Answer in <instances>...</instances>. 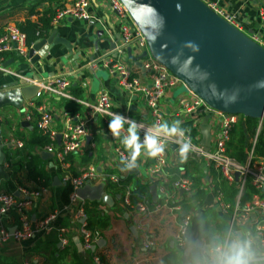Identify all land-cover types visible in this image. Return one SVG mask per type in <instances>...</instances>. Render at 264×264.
Here are the masks:
<instances>
[{"label":"crops","instance_id":"crops-1","mask_svg":"<svg viewBox=\"0 0 264 264\" xmlns=\"http://www.w3.org/2000/svg\"><path fill=\"white\" fill-rule=\"evenodd\" d=\"M72 1L2 0L0 33L7 23L17 25L26 20L36 22L47 10L56 12L59 7ZM91 3V9L95 16L102 20V25L98 21L93 24L91 21L66 18L59 23L51 24L47 36L42 37H49L56 28L54 38L64 40L68 46L61 42L52 46L43 45L37 52L40 59L35 64L30 62L29 56L24 59L14 52L3 55L0 64V89L17 86L26 81L29 85L28 96L31 98L24 101L22 109L12 106L0 109V135L5 156V172L8 174V178L0 177V194L12 193L23 197L24 189L39 194L30 198L25 197L29 201L25 207L29 218L28 236L20 239L15 237L14 233L21 227L19 213L16 210H10L4 219L0 217V228L7 229V236L4 240L0 239V264H96L94 256L104 257L105 264H163L165 260H169L167 257L171 254L176 257L177 264H216L218 249L223 247L227 252L223 264H227L230 258L240 259L244 264H264V243L256 233V223L260 220L258 210L257 208L249 212L245 210L246 204L253 201L255 196L262 197L263 191L252 192L247 189L241 201L237 194L233 201H226L227 194L224 190L226 188H223V185L230 187L231 183L223 180L220 173L204 160H197L188 155L182 156L180 149L171 147L167 153L166 167L169 177L167 183L169 201L166 203L161 196L154 199L150 188L155 186L156 189L153 179L157 175L148 174L145 170L153 159L149 149L143 147L132 164L138 171L130 173L129 167L121 165L113 152L115 147L122 146V138L110 137V129H106L110 120L104 122L100 117L89 122V135L84 147L80 152L69 155L68 163L65 165H61L52 153L44 150V146L33 142L36 134L42 135L38 128L40 105L52 110L54 117L52 128L60 132L64 110L72 111L70 113L77 118H86L89 116V108L83 102L95 103L102 91L109 95L117 111L127 113L134 119L151 121L150 116L145 114L147 111L143 104L133 97L129 99L128 94L120 87L117 76L104 68L103 58L113 60L124 58L121 52L117 57L108 56L109 46L104 40L105 36L113 38L120 34V22L104 0H91ZM208 3L215 4L225 14L235 15L236 21L246 31L250 30L253 34L264 36V24L260 17V13L264 11V0H208ZM100 30L104 34L98 36ZM113 41L115 42V39ZM122 44L120 41L116 43L117 46ZM131 53L135 58H139L142 52L135 45H131ZM125 55V62L134 74L142 82L149 84L150 74L140 68L138 65L140 60L131 61L126 52ZM55 77H67L71 86L78 88L79 94L75 96L70 87L71 94L76 100L58 98L46 93L42 98L36 96L37 84L40 85L41 82ZM32 98L34 100H31ZM188 99L193 97L182 86L165 92L162 100L165 123L172 125L179 122L182 129H188L192 122L202 121L203 117H200L199 111L189 114L179 112L181 102ZM242 121H245L244 117L238 124H243ZM193 133L199 135L197 129L193 130ZM248 140L250 143L251 138L248 137ZM17 141L23 143L22 148L17 147ZM248 150L244 158L235 159L244 162ZM42 152H47L50 157L43 158ZM38 161L37 168L32 167L35 171L37 169L41 172L42 178L37 179L40 182L45 180L47 186L38 184V180L30 177L25 168L26 163L32 165ZM90 166L96 169L92 185L100 184L103 175L115 173L120 179L129 178V184L124 191L127 188L135 189L139 184L145 186L147 191L141 200L135 203L130 200L129 207L124 203V193L123 196L121 192L115 193L113 187H110L111 184L104 185V191L113 200L110 206L101 200H83L79 197L64 203L62 199V191L66 185L64 174L77 176ZM181 173L189 177L194 185V193L191 196L176 192L171 186L173 179ZM55 180L59 183L55 184ZM219 191L222 192L223 201L227 204L224 211L220 210L216 203ZM198 192L201 193L198 199H195ZM94 203L96 204L93 205ZM137 204H143L146 210H140ZM85 205L87 215L91 218L95 219L100 214L108 215V223L96 230L100 235L98 241L103 239L104 243L101 246L96 243L90 251L82 245L81 227L86 224L87 219ZM81 206L84 207L83 215L80 211ZM209 212L214 213V216L208 217ZM49 216L53 218L43 228L41 223ZM187 216L190 218L189 240L182 246L175 241V237L182 218ZM201 216H205L207 225L212 229L211 241L207 242L205 238L197 237L199 235L197 225ZM221 221L225 224V231L219 228ZM12 228H15V231L10 233ZM58 228L62 231L60 232ZM149 234H154L157 238L158 245L154 249H147L143 245ZM196 239L208 245V252L203 247L195 245Z\"/></svg>","mask_w":264,"mask_h":264},{"label":"built area","instance_id":"built-area-1","mask_svg":"<svg viewBox=\"0 0 264 264\" xmlns=\"http://www.w3.org/2000/svg\"><path fill=\"white\" fill-rule=\"evenodd\" d=\"M2 1V0H0ZM106 6L115 14L116 18L120 22V35L124 39V43L135 45L140 52L146 51L147 56L140 59V68L150 74L151 82L149 84L142 82L137 75L134 74L133 70L126 64L125 50L119 51L124 54L123 59L113 60L111 58H104L103 66L112 75L117 76L118 83L122 90H124L129 99L135 97L140 101L147 113L151 118V121H144L141 119H134L127 113L119 112L114 109L109 95L102 91L97 101L93 104H86L89 108V116L86 118H77L73 116L69 111L62 113L63 126L60 132H57L52 128V122L54 120L53 112L50 108L45 106L38 107V128L42 134L48 136L49 142L44 146V150L52 153L57 161L61 165L68 163L69 155L80 152L84 147L88 134L89 122L94 121V118L100 117L104 122L111 120V113H119L134 120L137 124L136 134L139 137L138 143L144 144L146 135L150 130H153L154 126L165 123V117L162 108V100L165 92L171 88H177L184 86L183 82L173 75L168 69L162 64L157 62L148 53L147 44L143 38L139 29L132 23L125 7L120 0H104ZM209 6L217 13L222 15L227 21L235 25L238 29L244 31L245 29L236 21L235 15L225 14L218 6L212 3H208ZM91 0H73L59 7L51 21V24L59 23L61 20L66 18L79 19L83 21H98L101 25V19L95 16V12L91 9ZM260 17L264 24V11L260 13ZM105 26V25H104ZM264 27V26H263ZM250 37L257 43L264 47V36L251 34ZM32 46V45H31ZM30 47L26 44V34L22 32L16 24L7 23L2 32L0 33V64L3 59V55L7 53H16L20 57L27 59L28 51ZM36 96L39 98L43 97V94H50L58 98L73 99L76 100L71 94L70 87L71 82L67 77H55L43 81L39 84ZM186 88V87H185ZM188 94L193 99L183 100L181 102L179 112L189 114L195 111L200 112V117H204L206 112L212 111V117L210 118L211 124V145L209 150L201 145L200 139L201 134L199 126L201 122H192L191 127L184 130V136L173 134L166 136L163 133L158 137V143L163 145V151L157 153L155 156L152 155V163L146 166V172L148 174H156L153 182L156 185L157 196L163 197V200L167 203L169 201L170 194L167 189L168 173L167 167V153L171 147H175L181 150V145L184 143L189 144L186 155L192 158H199L204 162L216 169L223 180L228 183H235L237 189V198H240L246 186L249 184L257 192L263 191L262 197L255 196L253 201H250L245 206L247 212L257 208L258 218L260 219L256 223L257 237L264 243V159L261 156H257L254 152L256 143V135L251 139L250 148L247 153V158L244 162L238 161L233 158L227 149V144L230 140V133L232 129L237 125L243 116L228 114L221 111L210 109L202 99L192 93L186 88ZM198 123V124H197ZM129 123H125L121 129L120 137L123 138L128 135ZM262 128L261 123L258 124L256 133ZM197 129L199 135L193 133V130ZM110 137L114 136L111 131L109 132ZM58 135L60 136L58 142ZM17 147L22 148L23 143L20 141L16 142ZM143 149V148H142ZM131 149L122 146L115 147L113 152L117 157L119 163L123 166L129 167V164H134L131 160ZM151 150H149L150 152ZM96 176V169L94 166L88 167L82 171L80 175L72 176L64 174V181L69 182L73 186V191L70 194V200L73 201L78 197L77 190L85 184H91V181ZM119 175L107 174L102 176L101 183L103 185L117 184L119 183ZM99 184V183H98ZM171 186L176 192H181L186 196H191L193 192V183L189 177H186L184 173H181L178 177L174 178L171 182ZM130 193L131 188H127L124 191V203L130 206ZM23 197H18L14 194H0V217L4 219L10 210H16L19 213L21 227L14 234L18 239L29 235L28 231V215L26 212V205L29 201L26 198L31 196H38L39 192H29L28 190L22 191ZM26 197V198H25ZM216 203L220 210H226L227 204L223 201L222 195L219 193L216 197ZM239 204V203H238ZM137 208L140 210H146L143 204H137ZM84 207H80V211L83 215ZM53 216L42 221L43 228L47 226ZM190 218H182L178 232L175 237V241L179 245H186L189 240L188 226ZM60 232L62 229L58 228ZM81 233L83 236L82 245L86 250H91L96 245L100 238L98 231H91L86 227V224L81 227ZM7 236V229L0 228V239L4 240ZM144 247L147 249H154L157 245V238L154 234H149L144 240ZM226 248H219L217 252V263L223 264L224 256L226 255ZM96 264H102L98 256H94Z\"/></svg>","mask_w":264,"mask_h":264},{"label":"water","instance_id":"water-1","mask_svg":"<svg viewBox=\"0 0 264 264\" xmlns=\"http://www.w3.org/2000/svg\"><path fill=\"white\" fill-rule=\"evenodd\" d=\"M120 2L145 39L151 57L180 79L210 109L241 115L264 124V86H258L259 82H264V47L249 36L252 31L238 29L213 10L208 0ZM56 33L57 29L54 28L49 37L40 38L32 44L28 51L31 63L39 61L40 55L37 52L45 44L52 46L61 42L68 46L64 40L54 38ZM102 34L103 31H98V36ZM104 40L109 46L108 56L117 57L122 50H125L131 61L147 56L146 51L139 58L132 56L131 45L124 43L120 34L113 38L105 36ZM119 41L123 44L117 46ZM28 86L26 81H22L17 86L0 89V109L5 106L22 109L24 101L31 98L28 96ZM212 113L206 112L199 127L200 143L206 151L211 145ZM2 147L0 135V177L8 178ZM42 156L49 158L50 154L42 152ZM137 171L135 165L129 167L130 173ZM54 183L58 184L59 181L55 180ZM150 192L155 199V186H151ZM77 195L83 200H101L109 206L113 202L112 197L104 191L102 183L85 184L77 190ZM13 231L15 228L10 229V233ZM103 243L104 240L100 239L97 245ZM195 245L208 252V245L201 240L196 239Z\"/></svg>","mask_w":264,"mask_h":264},{"label":"trees","instance_id":"trees-1","mask_svg":"<svg viewBox=\"0 0 264 264\" xmlns=\"http://www.w3.org/2000/svg\"><path fill=\"white\" fill-rule=\"evenodd\" d=\"M54 13H55V11H52L51 9H49L46 12H44L43 15H41L39 20L36 22H31L30 20H26L25 22L17 24L18 28L26 34L27 46L31 47V45L35 41H37L38 39H40L42 37L47 36V32L51 29V26H52L51 21H52V18L54 16ZM71 88H72V93L75 96H78V94H79L78 88H75L72 86H71ZM69 112H72V111H69ZM244 119H245V121H242L243 124L235 125L232 132L230 133V142L227 144L228 153L232 157H234L238 160H241L242 158H244L246 151L251 146L249 143L248 137H250L252 139L256 135V143H255V147H254V152L258 156L264 157V124L259 122L258 120H252L250 118L244 117ZM260 123L262 125V128H260L258 133H256L258 124H260ZM106 129H109V124L106 127ZM34 141H35V143H38V144H41L42 146H45L46 144H48L49 139H48V136L45 134H42V135L36 134L33 142ZM25 144L27 145V143H25ZM38 164H39V161H38V163H33L32 165L28 164V163H26V165H25L27 173L29 174L30 177L34 178L35 180H38L37 178H40V179L42 178L41 172L37 169L35 171V169L32 167V166H35V168H37ZM128 182H129V178L120 179L119 183L111 184L110 187H113L115 193L121 192V196H123L124 188L128 186V184H129ZM38 184L43 185V186H47V182L45 180L41 181V182H40V180H38ZM221 185H222V183H220V187H221ZM230 185H231L230 187L223 185V188H226L224 190L227 194V198H226L227 200L225 198L224 199L226 201L231 202L234 200L235 195L237 194V189H236L235 183H231ZM247 189L252 191V192L256 191L254 189V187L249 186V184H248L246 186L245 190L243 191L242 195L239 198L240 201L242 200ZM72 191H73V186L69 182H66V185L64 186L63 191H62V199H63L64 203L70 202V194ZM146 191H147V188L145 186L140 185V184L137 185L135 187V189H131V193H130L131 202L135 203L136 201L141 200L142 196L144 195V193H146ZM200 193L201 192L197 193V197H195V199H198V197H199L198 195ZM219 193L222 195V192L219 191ZM192 198H194V197H192ZM95 204L96 203H94L93 205H95ZM85 213L87 216V219H86L87 228L93 232L96 230H99L100 228L104 227V225L106 223H108V215H106V214H102V215L100 214V216H97L95 219L88 216L86 205H85ZM207 216L212 217V216H214V213L209 212L207 214ZM219 228H221L225 231V229H224L225 224L222 221H221V224L219 225ZM197 229L199 232V235L197 237L199 239H201L203 237V238H205V240L207 242L212 240L213 232H212V229L207 225V221L205 219V216H201L199 218ZM173 256H174L173 254L168 256L167 258H169V260L168 259L165 260V262L163 264H167L168 262L170 264H177L176 257L174 258ZM99 258H100V262L102 264H105L104 257L100 256Z\"/></svg>","mask_w":264,"mask_h":264},{"label":"clouds","instance_id":"clouds-1","mask_svg":"<svg viewBox=\"0 0 264 264\" xmlns=\"http://www.w3.org/2000/svg\"><path fill=\"white\" fill-rule=\"evenodd\" d=\"M195 50V49H194ZM258 86H264V82H259ZM111 120L109 122V129L111 133L120 137L121 129L125 123H129L130 127L128 129V135L123 138L121 143L128 149H131V160L135 162L136 158L140 155L143 147L151 150L150 154L155 156L157 153L163 151V145L158 143V137L161 133L166 136H171L173 134L184 136V130L180 127L179 122L169 125L168 123H163L161 125L154 126L153 130H150L145 137L144 144L138 143L139 137L136 134L137 124L134 120H130L119 113H111ZM189 148L188 143L181 145V155L185 156ZM129 167L132 165L129 164ZM227 264H244V261L236 258H230Z\"/></svg>","mask_w":264,"mask_h":264},{"label":"rangeland","instance_id":"rangeland-1","mask_svg":"<svg viewBox=\"0 0 264 264\" xmlns=\"http://www.w3.org/2000/svg\"><path fill=\"white\" fill-rule=\"evenodd\" d=\"M244 32H247L246 30H244ZM250 36V35H249ZM108 74V73H107ZM182 87H184V86H182ZM181 88V87H180ZM185 88V87H184ZM183 89V88H182ZM199 158H201V157H197L196 159L198 160Z\"/></svg>","mask_w":264,"mask_h":264}]
</instances>
